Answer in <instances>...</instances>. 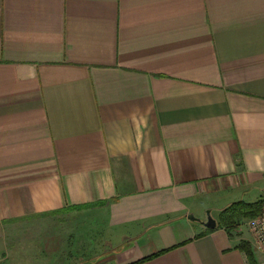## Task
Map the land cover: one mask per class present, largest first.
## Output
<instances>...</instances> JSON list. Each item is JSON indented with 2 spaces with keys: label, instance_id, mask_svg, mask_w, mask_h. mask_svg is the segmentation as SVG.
Instances as JSON below:
<instances>
[{
  "label": "crops",
  "instance_id": "obj_1",
  "mask_svg": "<svg viewBox=\"0 0 264 264\" xmlns=\"http://www.w3.org/2000/svg\"><path fill=\"white\" fill-rule=\"evenodd\" d=\"M240 200L264 203V0H0V264H64L81 211L114 232L83 264H264L250 218L218 225Z\"/></svg>",
  "mask_w": 264,
  "mask_h": 264
},
{
  "label": "rangeland",
  "instance_id": "obj_2",
  "mask_svg": "<svg viewBox=\"0 0 264 264\" xmlns=\"http://www.w3.org/2000/svg\"><path fill=\"white\" fill-rule=\"evenodd\" d=\"M112 233L113 230L105 225L101 212L90 215L81 211L78 215L63 216L62 229L54 231L52 235L60 234V239L65 238V254L62 259L64 264H83V261L105 255L109 248L103 244L106 237H110Z\"/></svg>",
  "mask_w": 264,
  "mask_h": 264
},
{
  "label": "trees",
  "instance_id": "obj_3",
  "mask_svg": "<svg viewBox=\"0 0 264 264\" xmlns=\"http://www.w3.org/2000/svg\"><path fill=\"white\" fill-rule=\"evenodd\" d=\"M262 201L246 203L242 200L233 202L219 213V226H224L229 229L235 228L237 221L241 218H252L257 215L263 206ZM247 250V247H245Z\"/></svg>",
  "mask_w": 264,
  "mask_h": 264
},
{
  "label": "built area",
  "instance_id": "obj_4",
  "mask_svg": "<svg viewBox=\"0 0 264 264\" xmlns=\"http://www.w3.org/2000/svg\"><path fill=\"white\" fill-rule=\"evenodd\" d=\"M248 228L254 236L256 245L264 253V204L261 211L248 220Z\"/></svg>",
  "mask_w": 264,
  "mask_h": 264
},
{
  "label": "water",
  "instance_id": "obj_5",
  "mask_svg": "<svg viewBox=\"0 0 264 264\" xmlns=\"http://www.w3.org/2000/svg\"><path fill=\"white\" fill-rule=\"evenodd\" d=\"M189 218L194 219L192 215L189 216ZM205 226L209 227V228H215L216 226V220L210 216L209 211H207V218L206 221L204 222Z\"/></svg>",
  "mask_w": 264,
  "mask_h": 264
}]
</instances>
